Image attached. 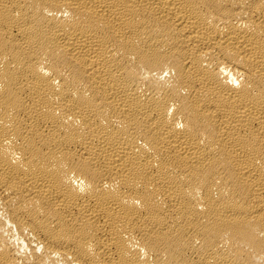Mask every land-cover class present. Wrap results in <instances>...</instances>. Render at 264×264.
I'll use <instances>...</instances> for the list:
<instances>
[{
  "label": "bare ground",
  "instance_id": "6f19581e",
  "mask_svg": "<svg viewBox=\"0 0 264 264\" xmlns=\"http://www.w3.org/2000/svg\"><path fill=\"white\" fill-rule=\"evenodd\" d=\"M0 264H264V0H0Z\"/></svg>",
  "mask_w": 264,
  "mask_h": 264
}]
</instances>
